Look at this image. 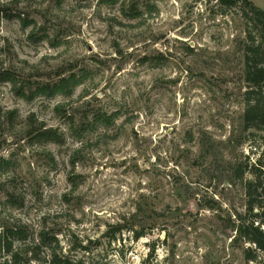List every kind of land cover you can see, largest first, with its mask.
Here are the masks:
<instances>
[{
    "label": "rangeland",
    "instance_id": "374dc122",
    "mask_svg": "<svg viewBox=\"0 0 264 264\" xmlns=\"http://www.w3.org/2000/svg\"><path fill=\"white\" fill-rule=\"evenodd\" d=\"M108 1L16 0L11 17L0 14V224L25 225L14 246H38L29 264L52 252L92 264H245L235 224L253 217L245 182L264 126L244 127L240 6ZM70 75V96L35 94ZM8 111L16 129L56 139L12 141Z\"/></svg>",
    "mask_w": 264,
    "mask_h": 264
},
{
    "label": "trees",
    "instance_id": "16d2710c",
    "mask_svg": "<svg viewBox=\"0 0 264 264\" xmlns=\"http://www.w3.org/2000/svg\"><path fill=\"white\" fill-rule=\"evenodd\" d=\"M16 0H10L8 2L0 4V14L2 16L11 17L10 5ZM111 1V0H109ZM108 1V2H109ZM113 0L112 3H114ZM219 4L227 7L240 6V17L244 23V35L238 40L239 50L242 54L243 62V81L247 89L244 92V112L243 122L245 128H259L264 126V9L255 5L251 0H217ZM29 21L23 20V27L28 25ZM34 33L30 34L32 36ZM16 75L13 71H2V81H10L15 85ZM74 75L69 77H63L58 83L53 85H44L38 88L35 94H43L46 97L52 96L57 93H62L65 96H70L74 87L77 85ZM17 91L22 93V88L19 87ZM34 93V92H33ZM33 95V94H32ZM3 120V132H6L12 138V141H22L24 138L28 140H38L46 138L56 139V134L46 133L37 129H29L24 131L23 129H16V126L12 125V112H2ZM7 120V122L5 121ZM102 121L106 127L112 124V118L104 117ZM97 119L92 122H87L85 125L81 123V129L75 130L77 136H81L83 130H95L97 127ZM11 134H14L13 136ZM12 136V137H11ZM5 141L8 137H5ZM27 140V141H28ZM72 161L79 156V150H76L72 155ZM248 155L246 156V158ZM5 170L11 169L10 161L3 160ZM250 172L253 178H249L245 182V190L247 196L246 211L252 213L253 217L247 219L244 216L239 217L238 223L235 224L236 235L234 240L243 241L249 243L243 249V258L245 264H261L264 263V229L261 227L264 224V182L261 177L264 173V147L259 153L254 164L250 166ZM10 168V169H8ZM248 168V163H239L235 169L237 176L242 177L245 170ZM8 205L18 206L20 199H18L14 192H8ZM7 206H2V213L5 212ZM257 208L258 211L253 212ZM25 225L21 223H10L9 220L5 221L2 218L0 224V264H29L31 259L38 260L37 257V245L29 244L24 241L18 247L14 246V241L24 240ZM117 231L121 230V227H113ZM135 238L144 236L143 231L134 232ZM43 242L47 237L46 232H42ZM114 238V235H112ZM29 254L30 257L26 261H22L21 254ZM51 257L45 260V264H92L91 262L84 261L82 259L70 258L67 256H58L55 252H52Z\"/></svg>",
    "mask_w": 264,
    "mask_h": 264
}]
</instances>
